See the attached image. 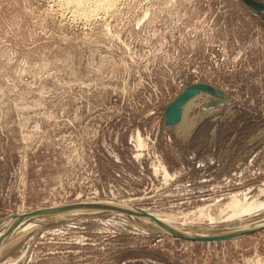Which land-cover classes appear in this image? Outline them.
I'll return each mask as SVG.
<instances>
[{"label": "rangeland", "instance_id": "rangeland-1", "mask_svg": "<svg viewBox=\"0 0 264 264\" xmlns=\"http://www.w3.org/2000/svg\"><path fill=\"white\" fill-rule=\"evenodd\" d=\"M82 7L0 0V221L97 198L204 225L246 190L263 203L264 18L243 0ZM195 83L229 102L200 99L192 129L167 127L166 107ZM0 264H264V229L188 242L81 212Z\"/></svg>", "mask_w": 264, "mask_h": 264}, {"label": "bare ground", "instance_id": "bare-ground-1", "mask_svg": "<svg viewBox=\"0 0 264 264\" xmlns=\"http://www.w3.org/2000/svg\"><path fill=\"white\" fill-rule=\"evenodd\" d=\"M63 1L67 5L73 8L72 9L73 13H79L82 5L85 3L97 6L103 2L111 3V1H115V0H63ZM204 97L205 94L200 93L199 95L195 96L194 98H192L187 102L182 118L183 121L177 127H181L182 129L185 128L187 130L193 127V124L188 119V115L194 107L196 108L198 106V104H196L195 102L200 99H203ZM255 196H257V188L256 189L252 188L246 190V192L236 194L231 204L229 205V208H231V210L233 211L232 215H229L228 217L224 218L222 221H218V222L211 218L210 223L204 225L196 224L192 222L171 223L170 221H167L163 218H159L155 215L153 216H155L157 219L161 221H164L174 230L177 229L178 231L186 235H198V236L219 235V233H229V232H233V230L248 229L250 227H256L264 224V202L261 204H256L254 202ZM78 201H84L85 203L99 202L95 198H87L85 200H74L72 202H78ZM106 203H112V202L106 201ZM81 212L82 211L73 212L72 214H58V215H44V216L29 215V217H27L17 225H14L17 218L14 219V217H7L3 219L2 221H0V262L6 257V255L18 250L21 247V245L24 243V240L27 239L28 237L31 236L32 239L35 240L37 236H39L44 232L45 229L53 226L54 224H58V222H62L68 219H73L74 216L80 214ZM87 212H92V211H87ZM133 217L141 220L144 223H147L149 227L155 232L162 230V228H160L157 225V223L153 222L148 218L145 219L142 217H136V216ZM33 246L34 244L31 243V248L29 251H31Z\"/></svg>", "mask_w": 264, "mask_h": 264}, {"label": "water", "instance_id": "water-1", "mask_svg": "<svg viewBox=\"0 0 264 264\" xmlns=\"http://www.w3.org/2000/svg\"><path fill=\"white\" fill-rule=\"evenodd\" d=\"M243 2L249 6L251 9L256 10L262 18L264 15L261 12H264V1L262 0H243ZM200 93L205 94L202 102L206 104V108H212L215 106H219L220 100H227L229 102V97L226 93H224L221 89L217 87H212L206 83H199V84H192L185 88L180 95H178L165 109L164 119L165 124L169 128L177 127L183 121V114L187 102L194 98L195 96L199 95ZM97 199V198H95ZM99 202H87L78 201L72 202L68 204L58 205L57 207H50L44 208L43 210H38L27 215H14L11 217L17 218L14 225L19 224L24 219L29 217V215L35 216H44V215H58V214H72L73 212H87V211H94L96 214H123L128 216H136L142 218H148L153 222L157 223V225L162 228L161 231L155 232L158 236L166 235L173 238H179L185 241H192V242H219V241H232L234 239H240L244 237H248V235L255 234L257 232L262 231L264 229V224L256 227H250L248 229H241V230H233V232L229 233H219V235H186L177 229L171 228L167 223L157 219L147 210H143L141 208L136 207L135 205L126 204L120 201H113L108 199H97ZM102 201V202H101ZM112 202V203H106Z\"/></svg>", "mask_w": 264, "mask_h": 264}, {"label": "flooded vegetation", "instance_id": "flooded-vegetation-1", "mask_svg": "<svg viewBox=\"0 0 264 264\" xmlns=\"http://www.w3.org/2000/svg\"><path fill=\"white\" fill-rule=\"evenodd\" d=\"M248 7V9L250 10V11H256V10H254V9H251L249 6H247ZM257 12V11H256ZM263 15H264V12H263ZM262 17V16H261Z\"/></svg>", "mask_w": 264, "mask_h": 264}, {"label": "built area", "instance_id": "built-area-1", "mask_svg": "<svg viewBox=\"0 0 264 264\" xmlns=\"http://www.w3.org/2000/svg\"><path fill=\"white\" fill-rule=\"evenodd\" d=\"M195 84H199V83H195ZM191 85H192V84H191ZM186 87H187V86H186ZM186 87H185V88H186ZM184 91H185V89H184Z\"/></svg>", "mask_w": 264, "mask_h": 264}]
</instances>
